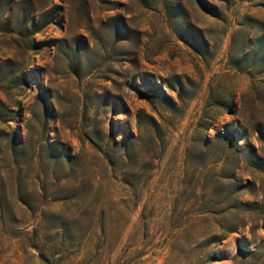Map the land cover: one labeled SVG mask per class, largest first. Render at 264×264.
I'll list each match as a JSON object with an SVG mask.
<instances>
[{
    "label": "rangeland",
    "instance_id": "obj_1",
    "mask_svg": "<svg viewBox=\"0 0 264 264\" xmlns=\"http://www.w3.org/2000/svg\"><path fill=\"white\" fill-rule=\"evenodd\" d=\"M0 264H264V0H0Z\"/></svg>",
    "mask_w": 264,
    "mask_h": 264
},
{
    "label": "trees",
    "instance_id": "obj_2",
    "mask_svg": "<svg viewBox=\"0 0 264 264\" xmlns=\"http://www.w3.org/2000/svg\"><path fill=\"white\" fill-rule=\"evenodd\" d=\"M221 1H227V0H221ZM203 7V9L206 11V12H211V11H209L210 10V8L209 7H207V6H205L204 4L202 5Z\"/></svg>",
    "mask_w": 264,
    "mask_h": 264
}]
</instances>
